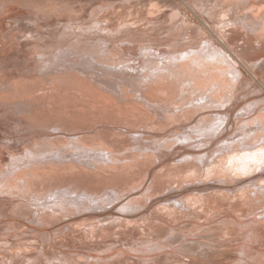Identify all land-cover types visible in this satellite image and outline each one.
<instances>
[{
    "label": "bare ground",
    "instance_id": "1",
    "mask_svg": "<svg viewBox=\"0 0 264 264\" xmlns=\"http://www.w3.org/2000/svg\"><path fill=\"white\" fill-rule=\"evenodd\" d=\"M19 1L24 0H0V200L12 208V217H28L22 221L51 246H61L55 239L59 227L103 233L100 237L121 229L140 237L138 246L129 245L133 252H173L171 257L181 260L215 261L220 249L232 245L221 235L194 231L217 221L223 222L213 229L225 236L250 229V241L264 238V114L258 113L264 101H250V92L240 91L244 80L255 82L264 69L261 13H253L252 20L241 15V22L225 8L224 13L210 8L202 12L204 23L189 16L192 34H179L177 44L151 39L134 44L137 50L129 54L120 43L125 22L115 9L102 13L87 0H45L21 8ZM44 19L48 30L39 29ZM249 30L256 34L251 37ZM42 40L51 43L45 47ZM241 92L249 104L241 97L242 112L232 114L231 104ZM149 138L157 139L154 152L143 143ZM163 154L167 158L161 159ZM199 181L203 186L196 185ZM2 236L0 264H39L40 249L34 253L36 246H26L24 256L13 259L19 248ZM181 237L187 244L204 240L207 249L191 251L186 243H176ZM247 246L233 264H264V245L254 255ZM106 256L93 254L90 264H108ZM151 264L174 262L154 259Z\"/></svg>",
    "mask_w": 264,
    "mask_h": 264
},
{
    "label": "rangeland",
    "instance_id": "2",
    "mask_svg": "<svg viewBox=\"0 0 264 264\" xmlns=\"http://www.w3.org/2000/svg\"><path fill=\"white\" fill-rule=\"evenodd\" d=\"M24 1H25V3H24ZM23 2H21V1H19V7H25V8H32L31 6L33 5V7H34V5H37V4H40V1H41V3L42 4H44L45 3V0H30V1H32V2H30V1H28V0H24ZM37 1V2H36ZM38 1H39V3H38ZM84 1H86V0H84ZM96 1H98V2H96ZM100 1V2H99ZM122 1V2H121ZM142 2V4L140 5L139 3H140V0H125V1H123V0H87L86 2L87 3H92V4H94V6H100L101 8H100V10L101 9H103L101 12L102 13H105V12H108V11H110V10H116V11H118V13H119V17H120V20H122V22L124 23L123 24V28L121 29V31L119 32V35H120V37H121V39H120V43L121 44H123L124 46H125V48H126V51L128 52V51H130L129 52V54H131V52H135V50H137L136 49V46H138V45H140V44H146V43H148L149 41H152L151 39H153V41L152 42H149V43H161L162 42V40H163V42H166L167 44H169V45H171V46H173V45H175V44H177L179 41H180V38L178 37L179 36V34H186L187 36L188 35H190V34H192L191 32V26L193 25V23H192V20H191V17H189L190 15H192V16H194L195 18H196V20L201 24V23H204V21H205V19L203 18V17H201V15H202V12L203 13H209V10H211V9H213L214 7L215 8H218V9H220L219 11L220 12H223L224 11V8L225 9H227L226 11L229 13H231V16H234V17H237V18H239V20L241 21V20H243V16H244V18L246 19L247 17V19H249V20H252V14L253 13H256V14H260V19H262V22H264V0H141ZM186 1L188 2V4L186 3ZM214 1V2H213ZM244 1V2H243ZM249 1V2H248ZM28 2V3H27ZM34 2V3H33ZM110 2V3H109ZM112 2V3H111ZM113 2H115V5H114V3ZM117 2V3H116ZM127 2V3H126ZM147 2H149V3H147ZM222 3V5H217V3ZM253 2V3H252ZM30 3V4H29ZM109 3V4H108ZM129 3V4H128ZM149 4V5H147L146 7H145V5L146 4ZM155 3V4H154ZM157 3V4H156ZM189 3H190V5H189ZM256 3V4H255ZM95 4H98V5H95ZM105 4H107V5H109V6H107V5H105ZM113 4V6H111ZM138 4L140 5V7L138 6ZM145 4V5H144ZM235 4V5H234ZM238 4V5H237ZM247 4V5H246ZM254 5V7H252L253 5ZM125 5V6H124ZM132 5H134L135 6V8H134V6H132ZM136 5L138 6V8L136 7ZM153 5V6H152ZM169 5V6H168ZM252 5V6H251ZM141 6H142V8H141ZM184 6V7H183ZM187 6V7H186ZM236 6V7H235ZM249 6V7H248ZM106 7H108L107 9H106ZM112 7V8H111ZM115 7V8H114ZM133 7V8H132ZM145 7V8H144ZM208 7V8H207ZM234 7V8H233ZM251 7V8H250ZM123 8V9H122ZM125 8H127V9H125ZM129 8V9H128ZM192 8V9H191ZM207 8V10L206 11H204V9H206ZM211 8V9H210ZM258 10H257V9ZM130 9H131V11H130ZM135 9H136V11H135ZM145 9V10H144ZM147 9V10H146ZM150 9V10H149ZM165 9V10H164ZM171 9V10H170ZM189 9V10H188ZM234 9V10H233ZM248 9H250V12H249V10ZM143 11V12H140V11ZM187 10V11H186ZM223 10V11H222ZM256 10V11H255ZM190 13H189V12ZM198 11V12H197ZM252 11V12H251ZM181 12V13H180ZM249 12V13H248ZM126 13V14H125ZM131 13H133V14H136V15H134L133 16V19L132 18H130L131 16H130V14ZM140 13V14H139ZM186 13H188V15L186 14ZM224 13V12H223ZM248 13V14H247ZM145 14H147V15H145ZM161 14V15H160ZM172 14V15H171ZM181 16H180V15ZM183 14V15H182ZM140 15V16H139ZM142 15V16H141ZM153 15V16H152ZM237 15V16H236ZM241 15H243V16H241ZM124 16H127V17H124ZM136 16V17H135ZM238 16H240V17H238ZM247 16V17H246ZM262 16V17H261ZM135 17V18H134ZM162 18L163 19V22H159L158 21V23L157 24H159L160 23V25H157L156 24V22H157V20H153V18L155 19V18ZM170 17V18H169ZM172 17H173V19H172ZM224 18V19H227L228 18V16H226V15H224V14H221V16H220V18ZM226 17V18H225ZM146 18V19H145ZM169 18V19H168ZM221 18V19H222ZM140 19V20H139ZM190 19V20H189ZM151 20V21H150ZM48 20H43L40 24H42V26L39 24V29L40 30H46L47 28H49L50 27V22L48 23L47 22ZM175 21H176V23H175ZM130 22V23H129ZM137 22V23H136ZM146 22V23H145ZM148 22V23H147ZM174 23V25H173V23ZM242 22V21H241ZM136 23V24H135ZM138 23H139V25H138ZM144 23V24H143ZM163 23L165 24V25H163ZM172 23V24H171ZM46 24H47V26H46ZM49 24V25H48ZM170 24V25H169ZM132 25V26H131ZM136 25H138V26H136ZM149 25V26H148ZM167 25V26H166ZM189 25V26H188ZM43 26H45V27H43ZM49 26V27H48ZM54 26L56 27V24H53L52 26H51V28H54ZM129 26V27H128ZM170 26H174V27H170ZM6 27H9V29L11 28L12 29V26H11V24H9V23H7V26ZM43 27V28H42ZM47 27V28H46ZM124 27H128L127 29L126 28H124ZM137 27V28H136ZM141 27V28H140ZM152 27V28H151ZM187 27V28H186ZM130 28V29H129ZM139 28V29H138ZM163 28H164V30H163ZM125 29H126V31H125ZM134 29V30H133ZM143 29V30H142ZM161 29V30H160ZM173 29V30H172ZM48 30V29H47ZM132 30V31H131ZM138 30V31H137ZM152 30V31H151ZM181 30V31H180ZM133 31H134V33H133ZM162 31H163V33H162ZM190 33V34H188V32ZM191 31V32H190ZM139 32V33H138ZM172 32V33H171ZM174 32V33H173ZM246 32H248V31H246ZM249 32H250V35H251V37H253V35L254 34H256V33H252V32H254V31H250L249 30ZM148 33V34H147ZM161 33V34H160ZM167 33H168V35H167ZM145 34V35H144ZM147 34V35H146ZM152 34V35H151ZM144 35V36H143ZM155 35V36H154ZM173 35V36H172ZM152 38H151V37ZM170 36V37H169ZM131 38L132 40H134V42L132 43L128 38ZM134 37V38H133ZM142 39H141V38ZM162 37V38H161ZM177 37V38H176ZM56 38H59V35H56ZM158 38V39H157ZM127 39L129 40V41H127ZM140 39V40H139ZM168 39V40H167ZM179 39V40H178ZM158 40V41H157ZM167 40V41H166ZM146 41V42H145ZM188 41V40H187ZM128 42V43H127ZM176 42V43H175ZM49 43H51V42H49L48 40H42L41 42H40V45H44L45 47H46V45H48ZM175 43V44H174ZM134 44H136V46L134 45ZM138 44V45H137ZM134 45V46H133ZM245 45H247V43H245ZM130 46V47H129ZM31 46L29 45V46H27V49H29ZM117 48H120L119 46H117ZM117 57H118V52L115 54ZM247 68H249V64H248V66H247ZM251 74V73H250ZM261 75V77H264V69H262L261 71H259V73H258V76L257 77H259ZM261 77H259L257 80H255V82H250L249 81V79H247V80H244V82H243V84L240 86V91H243V93H244V95L245 96H247L248 94H246L248 91L250 92V94L252 93L253 94V96H250V94H249V100H250V98H252L251 100H254V98H255V100H262V101H264L263 99H264V92L262 93V90L264 89V87H262V86H264L263 84H264V82H263V84H262V81H264V78H261ZM253 79H256V77H253ZM252 79V80H253ZM260 80H261V82H260ZM250 83H249V82ZM254 81V80H253ZM258 81V82H257ZM255 85H254V84ZM246 84H248V85H246ZM258 84H260V85H258ZM246 85V86H245ZM252 85V86H251ZM249 86V87H248ZM256 86V87H255ZM259 87H262L261 88V90H259L260 88ZM245 88V89H244ZM256 89H258V90H256ZM246 91V92H245ZM257 92V94H256V92ZM264 91V90H263ZM260 92V93H259ZM243 93L241 92L240 93V95H239V99H237L236 98V100H235V102L233 103V104H231L234 108L236 107V108H238V109H236L235 108V110H233L234 108L231 106V108H232V114H234V111H235V113H240V111L242 112V110L240 109V105H241V103H242V101H244V99H245V103H246V105L247 104H249L248 103V98H245V96L243 95ZM258 93H259V95H258ZM251 94V95H252ZM243 95V96H242ZM257 98H256V97ZM259 96V97H258ZM241 97H244V99L243 98H241ZM238 100H241V101H238ZM248 100V101H247ZM250 100V101H251ZM243 102V104H245ZM264 104L263 102H260V104ZM235 104V105H234ZM261 104V105H262ZM239 106V107H238ZM264 105H262L261 107H262V110L264 111V107H263ZM260 110H261V108H260ZM258 111V113H260L259 115H261L262 113L264 114V112H262V110L261 111ZM238 113V114H239ZM262 114V115H263ZM230 128H232V126H230ZM154 138H149V139H145V140H143V143H144V141L146 142V143H144V144H148V145H150V147L149 148H147V150H149V151H151V152H154V148H152L151 146H153V147H155V144H156V142H157V139H154ZM1 140V139H0ZM152 141V142H151ZM154 142V143H153ZM151 143V144H150ZM147 145V146H148ZM146 146V147H147ZM195 146V145H194ZM165 152H168V151H172V149H166V150H164ZM169 153V152H168ZM6 156L7 157H9L10 156V154L8 153V154H6ZM166 157L167 158V155H165V154H163L162 155V157ZM164 157L163 158H161V159H164ZM159 160V159H158ZM156 164V163H155ZM257 173H263L262 172V170L261 171H259V172H257ZM256 174V173H255ZM255 174H252V175H255ZM246 178V177H245ZM3 183L2 184H4V181H2ZM248 183H246V184H248L249 186H251V187H253V189L255 188V183H254V181H247ZM197 184L196 185H200V186H203V184H202V182H196ZM209 184H212L213 185V183L212 182H210ZM2 186V187H1ZM0 191L2 192V191H4V185H1V182H0ZM1 192H0V198H2L4 195V193L2 192V194H1ZM2 196V197H1ZM148 202H150V199H148ZM8 208V209H7ZM2 209V211H0V219H4V216H5V219L3 220V222H4V224L5 225H3V222H2V224H1V222H0V233L3 235L2 237H5V238H2L3 240L2 241H4V242H8V241H10V242H12V246L14 247V248H19V249H21V250H19V249H16V250H18V252L16 251V253H13V256L14 257H12L13 259L14 258H17V257H22V256H24V254L26 253L25 252V248H26V246L28 247L29 245H30V247L32 248L33 246H36L35 248L33 247L32 248V250H33V252L35 253L36 251H38L39 249V251L38 252H36V254H39L40 252H43V253H40L39 255H40V258L41 259H39L38 258V256L39 255H37V259H39L38 260V262H39V264H45V262H46V264H61L62 262H66L67 264H76V263H78V264H81V263H84L85 261H87L86 263L87 264H90V260L92 259L90 256L91 255H96L97 254V256H106V255H108V256H106V257H108L107 258V263L108 264H145V263H148L149 264V261H150V264L152 263V261H154V259H162V260H165L166 262L167 261H173L174 262V264H176L178 261L179 262H184V261H186V262H184L185 264L187 263V264H233V262L235 261V260H238L239 258H241L242 257V250H245L244 248H245V246H247V244H248V246L246 247V248H248L249 249V246H251L250 247V251L252 252V254L254 255L255 253H257L258 251H262L263 250V245H264V241H263V239L264 238H262V239H260V241H258V240H251L250 241V238L248 237V236H246V235H249V230H238V231H235V232H233V233H230V234H228V235H224L223 234V231H222V229H218V228H214L213 229V227H216L217 225H219L220 223L222 224V222L223 221H217V222H214V223H211V224H208V225H211V227H212V229H211V227L210 228H208V229H210V230H208L207 229V227H205V225H207V222L206 221H204V220H201L200 221V223H203V222H205L204 223V227H205V229H207L206 231H205V229H203V228H197L196 230H194L195 232H200L199 230H201V232H203V234L205 235V236H208V237H210V238H220V235H221V237H226V239H230L231 241H232V245H228L227 247H224V248H222V249H220V253L221 252H223V253H221V255L218 257V259L217 260H215V261H210V262H205V261H198V260H192V259H180V258H177V257H171L172 255L171 254H173V252H166V253H161L160 251H158V253H157V251L156 252H148V253H153V255L151 254V256H150V254H148L147 256H146V254H144L143 252L141 253V250H139V249H137V251H132L131 249H129V248H131L133 245V248L135 247V246H138L139 245V243H141V240H140V237L138 236L137 238L139 239V240H137V238H136V236H135V238L134 237H132L133 236V234H130V233H127L126 234V231H123V230H116L115 228V231L112 229V230H110L111 232H113V233H110V232H108L109 234H111L112 236H113V238H112V236L111 235H108L109 237H107L106 238V236H107V234H104V235H106V236H104V235H101V237H100V234H103V233H100V234H96V236H95V234H93V233H91V232H89V231H84L83 233H82V231L80 232L79 230L77 231V230H75V228H68V229H66L67 227H63V228H61V227H59L55 232H57L55 235V239H56V241H57V244H59V245H61V246H58V245H56V246H51V245H49V241L47 240V239H45L44 238V236H43V233H40L39 232V230H36V229H33V228H30L26 223H24L22 220L24 219V218H26L27 220H28V217H22V219H21V217H12L11 215H13V216H15L16 214L13 212V210H11L12 208H10L9 207V205L7 206V205H4V200H0V210ZM10 209V210H9ZM9 210V211H8ZM8 212V213H7ZM12 212V213H11ZM6 214V215H5ZM7 216V217H6ZM11 216V217H10ZM9 217V219H7ZM223 217H226V216H223ZM13 219V220H12ZM18 219V220H17ZM26 219H24V221H26ZM242 220L244 219V218H241ZM11 220V221H10ZM6 221H8V222H6ZM17 222H19V223H17ZM20 222H22V223H20ZM24 225H25V227H24ZM207 225V226H208ZM3 227V228H2ZM4 227H6V228H4ZM18 228V229H17ZM28 230H27V229ZM61 228V229H60ZM71 229V230H70ZM24 230H26L27 232H29V233H31V234H33V235H31V234H28L26 231H24ZM30 230H31V232H30ZM60 230V231H59ZM220 230V231H219ZM34 231V232H33ZM241 231V232H240ZM251 231V230H250ZM35 232H37V234L35 233ZM39 232V233H38ZM71 232V233H70ZM86 232V233H85ZM89 232V233H88ZM123 232H125V233H123ZM205 232V233H204ZM209 232V233H208ZM10 233V234H9ZM23 234L24 233V235L23 236H21L20 237V234ZM27 233V235L25 236V234ZM34 233L36 234L35 236H37L38 234V237H34ZM59 233V234H58ZM78 233V234H77ZM93 234V235H88V234ZM238 233V234H237ZM21 234V235H22ZM116 234H118V235H116ZM120 234V235H119ZM125 236H124V235ZM219 234V235H218ZM245 234V235H244ZM18 235V236H17ZM218 235V236H217ZM223 235V236H222ZM232 235H233V238H232ZM244 237H243V236ZM7 236V237H6ZM34 238H33V237ZM60 236V237H59ZM64 236V237H63ZM70 236H71V238H70ZM93 236V237H92ZM102 236L104 237V239L102 238ZM115 236V237H114ZM130 236V237H129ZM234 236H235V239H234ZM236 236L238 237V238H236ZM21 239H20V238ZM42 237H43V239H42ZM73 237V238H72ZM84 237V238H83ZM96 239H95V238ZM98 237H99V239H98ZM122 237V238H121ZM126 237H127V239H126ZM26 238H28L30 241H31V239L33 238V245L31 244L32 242H29V240L28 239H26ZM31 238V239H30ZM58 238V239H57ZM96 240V241H94V239ZM102 238V239H101ZM131 238V239H130ZM15 239V240H14ZM25 239V240H24ZM61 239V240H60ZM64 239V240H63ZM71 239V240H70ZM73 239V240H72ZM75 239V240H74ZM79 239V240H78ZM80 239H82V240H80ZM83 239H84V241H83ZM87 239H89V240H87ZM134 239V240H133ZM135 239H136V242H134L135 241ZM184 239L186 240V238H184V237H181V238H179L178 239V241L175 239V241H176V243H180L181 241V243H186V241H184ZM18 240V241H17ZM36 240H38V241H36ZM59 240V241H58ZM86 240V241H85ZM120 240V241H119ZM125 240V241H124ZM133 240V241H132ZM247 240H249L250 241V243L249 242H247ZM2 241H1V243H2ZM24 241H25V243H24ZM28 241V242H27ZM80 241V242H79ZM100 241V242H99ZM203 242H204V240H202ZM207 241V240H206ZM205 241V242H206ZM255 241V242H254ZM46 242H48V243H46ZM62 242V243H61ZM103 242V243H102ZM107 242V243H106ZM117 242V243H116ZM130 242L132 243V245L130 244ZM202 242V243H203ZM207 242H209L210 244L212 243V240H209V241H207ZM253 242V243H252ZM35 243V244H34ZM37 243H39V245L37 244ZM43 243V244H42ZM82 243V244H81ZM109 243V244H108ZM120 243V244H119ZM128 243V245H126ZM137 243V244H136ZM202 243H195V244H187L186 243V245L187 246H189L190 247V249H191V251H198V252H202V250H205V249H207L206 247H205V245H203ZM247 243V244H246ZM260 243V244H259ZM3 244V243H2ZM99 244V245H98ZM201 244V245H200ZM250 244V245H249ZM263 244V245H262ZM43 247H42V246ZM86 245V246H85ZM106 245V246H105ZM110 245H111V247H110ZM131 247H130V246ZM174 245H176V244H174ZM38 246V247H37ZM47 246V247H46ZM85 248H84V247ZM90 246V247H89ZM193 248H192V247ZM199 246V247H198ZM203 246V247H202ZM21 247V248H20ZM51 247H53L52 249H51ZM56 247V248H55ZM58 247V248H57ZM97 247V248H96ZM116 249H115V248ZM202 247V248H201ZM231 249H230V248ZM259 247V248H258ZM60 248V249H59ZM81 248V249H80ZM91 248H92V250H91ZM103 248V249H102ZM128 248V249H127ZM196 248V249H195ZM229 248V249H228ZM254 248V249H253ZM256 248H257V250H256ZM4 249V248H3ZM42 249V250H41ZM45 249L46 250H53V251H49L50 253H48L47 251H45ZM55 249V250H54ZM58 249V250H57ZM66 249V250H65ZM85 251H84V250ZM101 249H102V251H101ZM106 249V251H104ZM111 249V250H110ZM119 249V250H118ZM188 249V248H187ZM233 249V250H232ZM23 250V251H22ZM60 250H62V251H60ZM72 250H73V252H72ZM152 250H154V249H152ZM222 250H224V251H222ZM231 250H232V252H231ZM238 250H239V252H238ZM247 250V249H246ZM254 250V251H253ZM45 251V252H44ZM90 251V252H89ZM230 251V252H229ZM234 251V252H233ZM138 252V253H137ZM250 252V253H251ZM45 253V254H44ZM65 253V254H64ZM84 253V254H83ZM89 253V254H88ZM110 253H112V255L114 256H112ZM119 253V254H118ZM161 253V254H160ZM170 253V254H169ZM19 254V255H18ZM54 254V255H53ZM63 254V255H62ZM69 254V255H68ZM98 254H100V255H98ZM116 254V255H115ZM139 254V255H138ZM140 254H141V256H140ZM223 254H224V256H223ZM90 255V256H89ZM110 255V256H109ZM144 255V256H143ZM170 255V256H169ZM0 256H2L0 259V262L4 259V250L2 251V253L0 252ZM113 257V259L112 258H110V257ZM126 256H129V257H126ZM131 256V257H130ZM167 256V257H166ZM169 256V257H168ZM239 256V257H238ZM64 257V258H63ZM121 257V259H119ZM147 257V258H146ZM150 257V258H149ZM153 257V258H152ZM237 257V258H236ZM46 258V259H45ZM53 258V259H52ZM87 258V259H86ZM117 260H116V259ZM131 258V259H130ZM196 258H198V259H200V257L198 256V255H196ZM47 260V261H45V260ZM49 259V260H48ZM61 259V261H59ZM86 259V260H85ZM174 259V260H173ZM57 260V261H56ZM85 260V261H84ZM139 260V261H138ZM141 260V261H140ZM149 260V261H148ZM52 261H53V263H52ZM84 261V262H83ZM115 261V262H114ZM177 261V262H176ZM230 261V262H229ZM232 261V262H231ZM25 262H28L27 260H25V261H20L19 263H14V264H26ZM31 260L29 261V263L31 264ZM110 262V263H109ZM112 262V263H111ZM130 262V263H129ZM139 262V263H138ZM142 262V263H141ZM145 262V263H144ZM176 262V263H175ZM229 262V263H228ZM249 264H256V263H252V262H249Z\"/></svg>",
    "mask_w": 264,
    "mask_h": 264
}]
</instances>
